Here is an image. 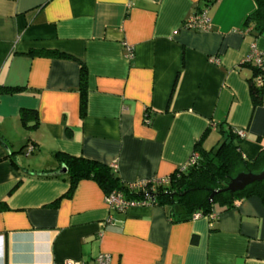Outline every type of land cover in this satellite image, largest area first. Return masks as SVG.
Masks as SVG:
<instances>
[{
  "label": "crops",
  "instance_id": "obj_1",
  "mask_svg": "<svg viewBox=\"0 0 264 264\" xmlns=\"http://www.w3.org/2000/svg\"><path fill=\"white\" fill-rule=\"evenodd\" d=\"M255 9L254 0H0V88L19 89L0 92V264H94L101 254L109 264H264L258 196L216 208L214 220L157 204L119 212L92 179L67 196L55 156L115 164L132 183L169 177L197 143L210 149L244 130L239 150L256 158L264 99L253 106L244 63L252 46L264 51V33L244 26ZM203 12L206 30L186 25ZM21 110L33 112L27 126Z\"/></svg>",
  "mask_w": 264,
  "mask_h": 264
},
{
  "label": "trees",
  "instance_id": "obj_2",
  "mask_svg": "<svg viewBox=\"0 0 264 264\" xmlns=\"http://www.w3.org/2000/svg\"><path fill=\"white\" fill-rule=\"evenodd\" d=\"M213 3L216 0H207ZM256 4L255 11L246 18L245 27H252L255 36L264 33V0H254ZM52 55L60 58H74L71 55L62 52H54ZM253 75L261 72L252 66ZM85 81L86 69L81 65L80 71V89L81 113L85 109ZM251 100L253 106L262 104L264 99V87H257L249 80ZM16 87L0 88V92L12 93L18 91ZM31 111L21 110L20 120L27 126V117ZM35 114V113H34ZM37 123V122H36ZM36 123L32 126L35 127ZM240 137L234 130H229L224 138H221L217 144L210 149H202L200 144H196L197 158L195 163L186 168L176 169L169 175V182L166 184H148L144 191L137 188H130L128 183H123L117 175V170L111 165H106L94 160L84 159L82 157H72L62 153H56L59 166L67 168L66 178L69 181V196L76 184L83 179L94 180L108 195L112 191H117L127 200L144 199V193L149 192L153 198L151 205L162 206H180L187 217H193L196 213L210 216L217 214L216 208L228 209L233 206L236 199L251 195L258 196L264 201V181L254 182L246 186L243 190L230 192L223 190L231 178L241 172L258 173L264 169V151L254 159H246L239 150ZM17 186V185H16ZM15 186V187H16ZM152 189V190H151ZM212 195L213 191H218Z\"/></svg>",
  "mask_w": 264,
  "mask_h": 264
},
{
  "label": "built area",
  "instance_id": "obj_3",
  "mask_svg": "<svg viewBox=\"0 0 264 264\" xmlns=\"http://www.w3.org/2000/svg\"><path fill=\"white\" fill-rule=\"evenodd\" d=\"M186 25L190 28L206 30L209 27V19L207 18L206 13L203 12L200 15H192L191 17H189L188 20L186 21ZM244 63L253 65L261 72L260 74L253 75L252 81L257 87H264V51H260L252 46V49L249 55L245 58ZM234 131L236 135H238V137L240 138H243L245 136L244 130H234ZM32 150L33 147L28 146L25 150L26 155L32 152ZM196 158H197V153H193L189 161L182 168L184 169L187 166L194 164ZM111 166L116 169L115 164H112ZM168 182H169V177L151 178L142 181L128 183V186L130 188H137L144 191L148 184H152V186H154L155 184H166ZM144 196H145L144 199L132 201L125 199L120 192L112 191L105 196V201L110 209L123 212L129 207L149 205L153 201V198L150 196L149 192H145ZM199 216H201V214L196 213L193 216V218H197ZM208 217L211 220H214L216 219L217 214H211ZM109 258H110L109 255L101 254L96 257L94 264H109ZM63 264H82V263L73 260H66Z\"/></svg>",
  "mask_w": 264,
  "mask_h": 264
},
{
  "label": "water",
  "instance_id": "obj_4",
  "mask_svg": "<svg viewBox=\"0 0 264 264\" xmlns=\"http://www.w3.org/2000/svg\"><path fill=\"white\" fill-rule=\"evenodd\" d=\"M66 172H67V168L65 166H61L60 169L57 171V173L59 174H65ZM261 181H264V169H262L258 173L241 172L238 173L235 177L231 178L223 190H228L233 193L243 190L246 186L254 182H261ZM219 191L220 190L213 191L210 198L212 197L213 194Z\"/></svg>",
  "mask_w": 264,
  "mask_h": 264
}]
</instances>
